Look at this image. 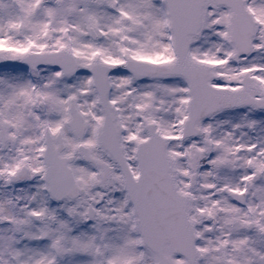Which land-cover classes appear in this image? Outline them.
Returning <instances> with one entry per match:
<instances>
[{"label":"snow or ice","instance_id":"1","mask_svg":"<svg viewBox=\"0 0 264 264\" xmlns=\"http://www.w3.org/2000/svg\"><path fill=\"white\" fill-rule=\"evenodd\" d=\"M0 264H264V0H0Z\"/></svg>","mask_w":264,"mask_h":264}]
</instances>
